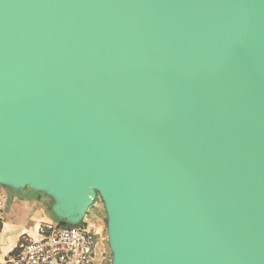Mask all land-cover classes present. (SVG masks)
Instances as JSON below:
<instances>
[{"label": "water", "instance_id": "obj_1", "mask_svg": "<svg viewBox=\"0 0 264 264\" xmlns=\"http://www.w3.org/2000/svg\"><path fill=\"white\" fill-rule=\"evenodd\" d=\"M0 184L110 264H264V0H0Z\"/></svg>", "mask_w": 264, "mask_h": 264}, {"label": "built area", "instance_id": "obj_2", "mask_svg": "<svg viewBox=\"0 0 264 264\" xmlns=\"http://www.w3.org/2000/svg\"><path fill=\"white\" fill-rule=\"evenodd\" d=\"M3 208L0 199V215ZM95 242V231L84 220L70 225L45 220L7 251L3 264H94Z\"/></svg>", "mask_w": 264, "mask_h": 264}, {"label": "crops", "instance_id": "obj_3", "mask_svg": "<svg viewBox=\"0 0 264 264\" xmlns=\"http://www.w3.org/2000/svg\"><path fill=\"white\" fill-rule=\"evenodd\" d=\"M4 208L0 215V264L7 251L19 246L45 220H56L51 214L52 200L35 190L19 191L0 184Z\"/></svg>", "mask_w": 264, "mask_h": 264}, {"label": "rangeland", "instance_id": "obj_4", "mask_svg": "<svg viewBox=\"0 0 264 264\" xmlns=\"http://www.w3.org/2000/svg\"><path fill=\"white\" fill-rule=\"evenodd\" d=\"M54 217L60 223L69 224L54 215ZM56 221V220H55ZM84 221L89 222L91 226L97 230V237L102 242L105 251L107 252V262L106 264H110L111 261V252L108 247V239L106 232V213L104 211L103 203L99 197H97L90 207L87 216L84 218ZM70 225V224H69Z\"/></svg>", "mask_w": 264, "mask_h": 264}, {"label": "flooded vegetation", "instance_id": "obj_5", "mask_svg": "<svg viewBox=\"0 0 264 264\" xmlns=\"http://www.w3.org/2000/svg\"><path fill=\"white\" fill-rule=\"evenodd\" d=\"M91 227L95 231V238H96L95 247H94V255H93V263L94 264H106V262H107L106 260L108 258L107 252L105 251V248L103 247L102 242L97 237V230H95V228L93 226H91Z\"/></svg>", "mask_w": 264, "mask_h": 264}, {"label": "trees", "instance_id": "obj_6", "mask_svg": "<svg viewBox=\"0 0 264 264\" xmlns=\"http://www.w3.org/2000/svg\"><path fill=\"white\" fill-rule=\"evenodd\" d=\"M64 224V223H63Z\"/></svg>", "mask_w": 264, "mask_h": 264}]
</instances>
